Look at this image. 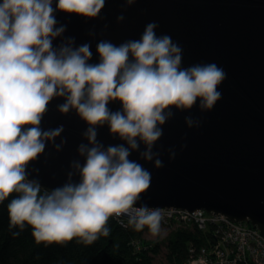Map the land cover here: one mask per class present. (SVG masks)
Segmentation results:
<instances>
[{
  "label": "clouds",
  "instance_id": "1",
  "mask_svg": "<svg viewBox=\"0 0 264 264\" xmlns=\"http://www.w3.org/2000/svg\"><path fill=\"white\" fill-rule=\"evenodd\" d=\"M104 4L56 0L53 9L52 0L0 2V203L16 194L7 205L10 227L31 228L37 244L63 245L76 239L91 245L110 234L111 217L122 216L127 218L124 227L137 232L147 228L158 236L163 210L135 206L150 187L151 173L129 156L143 144L141 158L157 157L154 166L161 167L152 149L172 110H190L199 101V109L207 111L221 99L217 88L226 78L224 70L214 63L182 68V49L171 37L157 36L155 23L145 27L139 40L119 46L99 42L96 64L88 63V44L73 47L68 39L53 47V39L65 31L55 27L54 11L94 18ZM54 97L65 98L60 113L74 109L88 124V145L78 148L85 157L83 166L73 165L79 182L69 180L46 190L27 178L26 167L44 151L45 141L63 131L62 126L46 131L39 127ZM110 101H119L121 110L110 111ZM105 123L127 146L105 149L97 142L96 126ZM185 125L192 128L199 121L185 117Z\"/></svg>",
  "mask_w": 264,
  "mask_h": 264
},
{
  "label": "water",
  "instance_id": "2",
  "mask_svg": "<svg viewBox=\"0 0 264 264\" xmlns=\"http://www.w3.org/2000/svg\"><path fill=\"white\" fill-rule=\"evenodd\" d=\"M53 14L55 27L65 28L53 39V47L68 39L74 41L73 47L88 44L90 64L99 62V42L119 46L139 40L145 27L155 23L157 36L171 37L182 49V68L214 63L224 70L226 78L217 88L221 99L211 110L201 111L197 101L190 110L173 109V117L161 126L163 135L152 149L159 154L161 167L154 166L157 157L141 158L143 144L130 154V160L151 173L150 187L135 206L203 210L246 223L264 237V0H133L131 4L105 0L94 18ZM64 102V97H54L39 125L44 131L61 126L63 131L45 141L44 151L26 167L27 178L46 190L69 180L78 183L73 165L85 162L78 148L88 145L84 133L89 126L74 109L60 113L58 107ZM107 107L121 110L119 101H110ZM189 116L199 126L188 128L185 117ZM95 130L105 149L127 146L106 123Z\"/></svg>",
  "mask_w": 264,
  "mask_h": 264
},
{
  "label": "trees",
  "instance_id": "3",
  "mask_svg": "<svg viewBox=\"0 0 264 264\" xmlns=\"http://www.w3.org/2000/svg\"><path fill=\"white\" fill-rule=\"evenodd\" d=\"M15 195L0 203V264H153V258L160 252L159 242L143 238L149 232L147 228L137 232L132 227H124L127 218L123 216L111 217L110 234L101 236L91 245L76 239L63 245L37 244L31 236V228L26 226L20 231L10 227L7 205ZM205 230L182 227L173 231L164 242L168 261L187 264L190 247L198 249L208 244L206 239L210 240L211 233ZM18 231L20 234L14 236Z\"/></svg>",
  "mask_w": 264,
  "mask_h": 264
},
{
  "label": "built area",
  "instance_id": "4",
  "mask_svg": "<svg viewBox=\"0 0 264 264\" xmlns=\"http://www.w3.org/2000/svg\"><path fill=\"white\" fill-rule=\"evenodd\" d=\"M162 210L161 225L173 227L178 224L200 231L208 229L211 233L210 246L190 247L187 264H264V237L256 228L232 222L223 215H209L203 210Z\"/></svg>",
  "mask_w": 264,
  "mask_h": 264
},
{
  "label": "rangeland",
  "instance_id": "5",
  "mask_svg": "<svg viewBox=\"0 0 264 264\" xmlns=\"http://www.w3.org/2000/svg\"><path fill=\"white\" fill-rule=\"evenodd\" d=\"M182 227H184V225L177 224L173 227H167V226L161 225V233L158 236L153 237L149 232L143 235V238L146 240L156 241L160 243V252L157 253L155 257L153 258V264H171L167 259V251H166L164 242L167 240V238L171 235L173 231H176L178 228H182ZM206 240L208 244L205 247H208L212 243L209 240V238H207Z\"/></svg>",
  "mask_w": 264,
  "mask_h": 264
},
{
  "label": "bare ground",
  "instance_id": "6",
  "mask_svg": "<svg viewBox=\"0 0 264 264\" xmlns=\"http://www.w3.org/2000/svg\"><path fill=\"white\" fill-rule=\"evenodd\" d=\"M121 224H122V222H121Z\"/></svg>",
  "mask_w": 264,
  "mask_h": 264
}]
</instances>
